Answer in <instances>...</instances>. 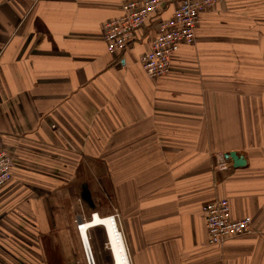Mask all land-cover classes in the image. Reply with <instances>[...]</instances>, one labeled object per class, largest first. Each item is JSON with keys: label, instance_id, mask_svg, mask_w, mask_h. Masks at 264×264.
<instances>
[{"label": "crops", "instance_id": "crops-1", "mask_svg": "<svg viewBox=\"0 0 264 264\" xmlns=\"http://www.w3.org/2000/svg\"><path fill=\"white\" fill-rule=\"evenodd\" d=\"M125 1L0 0V264H74L57 239L116 212L131 264H264V0L204 10L161 77L141 57L175 4L111 53ZM223 198L254 231L211 244Z\"/></svg>", "mask_w": 264, "mask_h": 264}, {"label": "built area", "instance_id": "built-area-1", "mask_svg": "<svg viewBox=\"0 0 264 264\" xmlns=\"http://www.w3.org/2000/svg\"><path fill=\"white\" fill-rule=\"evenodd\" d=\"M220 1L223 0L125 1L122 4V14L106 23L104 37L108 50L111 53L127 51L134 42L139 29L147 21L162 13L169 5L175 4L173 14L159 24L151 41V49L141 57V65L148 76H165L170 72L173 56L179 51L182 43L194 42L201 13ZM218 158L220 161H225L223 155ZM12 165V154L6 148L1 147L0 187L11 179ZM204 213L211 244H223L230 238L248 235L254 231L251 217H232L231 206L227 199L223 198L207 203L204 206ZM95 214L92 216L94 217ZM110 217L120 229L117 220L118 213L116 212ZM78 229H81L80 223ZM82 242L87 263L96 264L91 245L83 238Z\"/></svg>", "mask_w": 264, "mask_h": 264}, {"label": "bare ground", "instance_id": "bare-ground-1", "mask_svg": "<svg viewBox=\"0 0 264 264\" xmlns=\"http://www.w3.org/2000/svg\"><path fill=\"white\" fill-rule=\"evenodd\" d=\"M115 223L116 222L112 217H102L101 215L96 213L94 217L92 216L90 221H83L80 223V235L86 242L91 245L89 238V229L92 227L102 226L106 232V236L108 239L107 241L109 243L114 261L113 264H131L124 238L120 229L117 228Z\"/></svg>", "mask_w": 264, "mask_h": 264}, {"label": "rangeland", "instance_id": "rangeland-1", "mask_svg": "<svg viewBox=\"0 0 264 264\" xmlns=\"http://www.w3.org/2000/svg\"><path fill=\"white\" fill-rule=\"evenodd\" d=\"M110 215H112V213H110L108 215L102 214L101 216L106 217V216H110ZM83 221L84 220L80 221L79 223H81ZM78 224H77V229H78ZM96 231H98L102 234L99 236L100 241H98V243H94L95 241L93 238H91V235L89 233L90 243H91V247H92V250L94 253L96 264H108V263H110L112 253H111V250H110L109 245H108V241H107L108 239L106 236V232H105L104 228H102V227L98 228ZM78 233H79V229H78ZM97 235L98 234H95V236H97ZM79 239H80V243H81L80 244V247H81L80 250H78V245L77 246L75 245V241L73 238L71 239L68 236L67 237H59L57 240H60V242L62 241L61 245L59 246L60 249L56 248V250H55L53 248L52 254L55 253L58 255L59 253H64L63 251H65L67 253V255L70 254V255L74 256V254H76L77 259H75L74 264H88L87 260H86L83 242H82V238H81L80 233H79ZM71 241H72V244H71ZM104 245H105L106 249H104Z\"/></svg>", "mask_w": 264, "mask_h": 264}, {"label": "water", "instance_id": "water-1", "mask_svg": "<svg viewBox=\"0 0 264 264\" xmlns=\"http://www.w3.org/2000/svg\"><path fill=\"white\" fill-rule=\"evenodd\" d=\"M226 158H230L234 162L235 167H240L246 164V159L236 152H231L226 155Z\"/></svg>", "mask_w": 264, "mask_h": 264}]
</instances>
